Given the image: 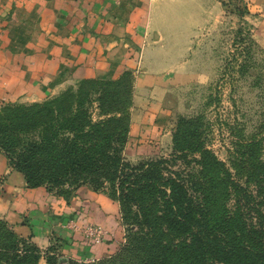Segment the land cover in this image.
Listing matches in <instances>:
<instances>
[{
    "label": "trees",
    "instance_id": "1",
    "mask_svg": "<svg viewBox=\"0 0 264 264\" xmlns=\"http://www.w3.org/2000/svg\"><path fill=\"white\" fill-rule=\"evenodd\" d=\"M128 97L122 80L92 78L42 104L9 105L0 153L27 188L110 191L124 244L96 264H264L261 144L245 146L262 158L247 164L241 184L203 146L199 124L180 119L167 158L130 165L122 156ZM50 251L45 264H55ZM39 254L0 221V264H37Z\"/></svg>",
    "mask_w": 264,
    "mask_h": 264
},
{
    "label": "rangeland",
    "instance_id": "2",
    "mask_svg": "<svg viewBox=\"0 0 264 264\" xmlns=\"http://www.w3.org/2000/svg\"><path fill=\"white\" fill-rule=\"evenodd\" d=\"M199 27L180 32L179 38L177 32H159L164 46L158 58L163 62L145 63L139 70L162 73V79L135 86L137 64L133 70L107 79L129 85L128 134L122 156L130 165L167 158L172 153V135L182 119L199 124L203 146L244 184L247 164L262 158L245 146L257 141L261 152L264 150V0H220L219 10L212 9L210 22L206 18ZM177 42L184 44L177 46ZM73 79L40 101L1 104L0 123L3 108L42 104L75 90L82 79ZM91 114L93 120L98 118V111L92 109ZM83 188L88 197L83 193L78 199L85 202H71L77 188L48 191L70 210L65 213V223L59 224L62 233L48 230L45 247L29 240L40 252V264H45L48 248L55 264H96L124 244L119 207L110 191Z\"/></svg>",
    "mask_w": 264,
    "mask_h": 264
},
{
    "label": "crops",
    "instance_id": "3",
    "mask_svg": "<svg viewBox=\"0 0 264 264\" xmlns=\"http://www.w3.org/2000/svg\"><path fill=\"white\" fill-rule=\"evenodd\" d=\"M219 7L220 0H0V105L40 101L70 78L112 79L136 64L135 86L151 85L162 73L139 69L163 62L159 32L196 31ZM83 187L71 202H85ZM58 202L43 187L27 188L0 153V219L15 234L45 247L48 230L62 233L70 210Z\"/></svg>",
    "mask_w": 264,
    "mask_h": 264
}]
</instances>
